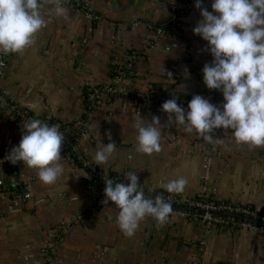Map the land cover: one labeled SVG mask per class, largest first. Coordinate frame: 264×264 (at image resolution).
Masks as SVG:
<instances>
[{"label": "crops", "instance_id": "1", "mask_svg": "<svg viewBox=\"0 0 264 264\" xmlns=\"http://www.w3.org/2000/svg\"><path fill=\"white\" fill-rule=\"evenodd\" d=\"M181 1L185 11L177 20L171 0H77L78 5L62 0L64 18L41 0L47 25L32 45L4 54L0 94L68 134L83 123L89 139L81 135L77 143L104 177L126 183V174L135 172L147 193L166 192L163 181L183 177L184 191L176 194L181 199L202 195L259 213L264 147L236 144L219 129L205 141L169 123L161 111L173 97L185 112L194 95L218 102L202 82L201 69L212 57L206 42L192 33L199 9L195 0ZM210 3L201 0V7L212 11ZM115 66L127 76L116 85L117 95L102 94L86 112L85 89L109 84ZM138 116L145 123L159 118V153L135 151L130 124ZM22 123L0 106V264H264V236L256 227L207 233L172 214L163 224L145 218L126 236L115 223V207L99 204L97 188L63 151L64 172L49 185L35 169L6 159L20 140ZM99 142L117 146L103 168L91 155Z\"/></svg>", "mask_w": 264, "mask_h": 264}, {"label": "clouds", "instance_id": "2", "mask_svg": "<svg viewBox=\"0 0 264 264\" xmlns=\"http://www.w3.org/2000/svg\"><path fill=\"white\" fill-rule=\"evenodd\" d=\"M48 2L56 17L67 16L62 0ZM194 7L199 9L201 18L192 33L206 42L212 57L201 69L202 82L207 89L221 93L222 103L217 107L194 95L185 112L173 97L161 104V111L168 115L169 123L205 141H211L212 132L219 129L228 132L236 144L264 147V0H211L212 11L202 8L201 0H195ZM46 25L41 0H0V53L23 51ZM22 128L18 144L6 159L12 164L22 162L36 170L43 184H53L65 169L61 157L63 133L39 119L23 122ZM130 128L135 132L137 153L151 155L161 151L158 117L145 123L138 116ZM82 139L87 141L88 134ZM116 147L111 142H99L91 154L94 163L103 168ZM103 180V203L111 202L115 207V223L126 236H132L145 218L163 224L173 211L163 196L145 197L135 172L126 174V183L107 176ZM186 183L185 178L178 177L163 181L160 187L169 194H178L184 191Z\"/></svg>", "mask_w": 264, "mask_h": 264}, {"label": "built area", "instance_id": "3", "mask_svg": "<svg viewBox=\"0 0 264 264\" xmlns=\"http://www.w3.org/2000/svg\"><path fill=\"white\" fill-rule=\"evenodd\" d=\"M65 1L74 2V4H77V0H65ZM176 3H177V0H171L170 11L172 13H174L176 11ZM181 8H180L179 12L177 13V16H176L177 20L182 17L183 12L185 11V7H183L182 9ZM158 33H160V32H158ZM6 66H7V64H6V61L4 59V54L0 53V76H2ZM120 75L124 76V73H121L118 70V76L116 77V79L113 81H110L109 84L105 85L106 87L104 88L105 90L103 89V92L100 91L98 88H96V86L88 87L90 93L87 97V102H88V107L90 110L95 108L96 98L100 95L101 92H102V94H115L116 93L115 91H112V90L109 91L107 88L109 85L118 84L120 82ZM211 91L218 94V102H217L216 106L219 107L220 104L222 103L221 93L218 90H211ZM0 106L3 108H7L9 110L10 114H12L13 118H18L20 120H23V122L28 121L30 119H38V118L32 116L29 113V111H27L26 109H23L17 105H14V104H11L10 102H8L7 98L3 97L2 94H0ZM39 120H41L44 123L49 124L47 118H39ZM51 125H55L58 128V130L62 133V131L60 130V126L56 125L55 123L51 124ZM74 129L77 132V136L74 137L72 141L68 140L66 138L65 134L63 133V135H64L63 145L67 148H72L73 144L78 142L79 136L85 134V128H84L83 123H80V122L75 123ZM62 150H63V147H61V151ZM64 154L66 155L69 163L75 167V165L73 164L72 159L70 158L69 154H67V153H64ZM75 155L77 156V159L81 164V169H78L77 167L76 168L80 172H82V174H83L82 177H83V179H85V182L92 183V178H98L102 182H104V180H103L104 176L102 174H100L99 172H97V170L90 164V162L84 156H82L78 152H75ZM96 188H97V192H98L99 204L102 206L103 205L104 206H113L111 204V202L103 203V201L105 199L104 195H103V188L102 187H99V188L96 187ZM155 193H156L155 195L163 196L165 200H167L169 203H171L173 205L185 206L188 209L195 210L196 214H192V215L189 214L188 212H183V211H172V213L170 215L173 214V215H176L178 218H182V219H186V220H189L192 222H196L200 226H202L207 233L215 230L216 228H220L221 230H228V229H232V228L237 229V228H244V227L245 228L254 227V226L249 225V224L238 225V224L234 223L233 221L225 222V220L221 219L218 216H215V214H217V213H224L227 215H243V216H248L249 218H256L258 220L264 221V216L259 217L258 213L253 211V210H250L248 208H244L241 206H235V205L228 204V203H221V202L213 200V199H207L202 195H198L196 197H191L188 199H181L176 194H169V193L164 192V191L155 192ZM144 194H145L146 198H154L155 197V196L154 197L151 196L154 193L144 192ZM260 232L262 234H264L263 230H260Z\"/></svg>", "mask_w": 264, "mask_h": 264}, {"label": "trees", "instance_id": "4", "mask_svg": "<svg viewBox=\"0 0 264 264\" xmlns=\"http://www.w3.org/2000/svg\"><path fill=\"white\" fill-rule=\"evenodd\" d=\"M181 5H182V1L181 0H177V3H176V11L173 13L174 14V17L177 16V13L179 12L180 8H181ZM118 70L121 72V73H124L125 75V72H126V69L123 68V67H119V66H115L112 70V73L110 74V78L111 80L110 81H113L116 79V77L118 76ZM127 76H121L120 75V80L123 81L126 79ZM117 85V84H116ZM116 85H109L108 86V90L109 91H115L116 93L115 94H106L108 97H113L115 95H117V89L118 87ZM106 86L105 85H97L96 88H98L100 91L103 92V89L105 88ZM105 90V89H104ZM102 92L100 93V95L96 98V102L99 101V98L100 96L102 95ZM90 91H89V88H86L85 91H84V94H83V102H84V105H85V108H86V112H87V107H88V102H87V97L89 95ZM218 95V94H217ZM39 119V118H38ZM48 123L51 125V124H54V122L52 120H49L48 119ZM60 130L62 131V133L65 134L66 138L70 141L73 140L75 136V133L73 131L72 134H68L65 129L60 126ZM64 143V142H63ZM63 147V152L64 153H67L69 154L70 158L72 159V162L73 164L75 165V167H77L78 169H81V164L80 162L78 161L77 159V156L75 155V152H78L80 153L82 156V152H81V149L79 148V145L78 143H74L72 148H67L65 147L63 144L62 146ZM109 178V177H108ZM113 178V177H112ZM111 178V179H112ZM115 181V180H114ZM117 182V181H115ZM92 183L95 187H102L104 188V182H102L100 179L98 178H92ZM156 193L152 194L151 196H156L155 195ZM172 205V209L173 211H183V212H188L189 214H196V211L195 210H191V209H188L187 207L185 206H177V205ZM215 216H218L220 217L221 219L225 220V222H228V221H233L234 223L238 224V225H241V224H249V225H252L256 228H259L260 230H263L264 232V228L263 227H259V226H255L254 224L250 223L247 219L249 218L248 216H243V215H227V214H224V213H217L215 214ZM258 216L261 217V216H264V211H261L258 213ZM217 229H220V228H217Z\"/></svg>", "mask_w": 264, "mask_h": 264}, {"label": "water", "instance_id": "5", "mask_svg": "<svg viewBox=\"0 0 264 264\" xmlns=\"http://www.w3.org/2000/svg\"><path fill=\"white\" fill-rule=\"evenodd\" d=\"M4 184H7V183L5 182ZM247 220L250 223L254 224L255 226H259V227H263L264 228V221L258 220L256 218H248Z\"/></svg>", "mask_w": 264, "mask_h": 264}, {"label": "rangeland", "instance_id": "6", "mask_svg": "<svg viewBox=\"0 0 264 264\" xmlns=\"http://www.w3.org/2000/svg\"><path fill=\"white\" fill-rule=\"evenodd\" d=\"M264 236V234H262Z\"/></svg>", "mask_w": 264, "mask_h": 264}]
</instances>
